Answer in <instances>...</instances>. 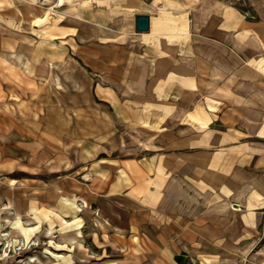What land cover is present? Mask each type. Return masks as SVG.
<instances>
[{"label": "rangeland", "instance_id": "374dc122", "mask_svg": "<svg viewBox=\"0 0 264 264\" xmlns=\"http://www.w3.org/2000/svg\"><path fill=\"white\" fill-rule=\"evenodd\" d=\"M198 2L200 18L255 36L240 78L261 100L264 0H0V264H264V220L251 246L204 248L214 257L139 231L143 134L126 100L145 88L122 82L113 48H139L137 16L167 30ZM224 83L204 93L226 97Z\"/></svg>", "mask_w": 264, "mask_h": 264}, {"label": "crops", "instance_id": "0c3cea01", "mask_svg": "<svg viewBox=\"0 0 264 264\" xmlns=\"http://www.w3.org/2000/svg\"><path fill=\"white\" fill-rule=\"evenodd\" d=\"M207 4L198 2L181 18L168 16L167 30L153 31L144 14L149 30L134 29L139 48L112 50L124 58L122 82L145 88L126 100L138 105L143 134L139 231L214 257L219 252L204 248L251 246L264 220V93L257 100L254 86L240 78L246 60L259 54L250 50L255 36L226 28L216 13L200 18L197 8ZM109 49L102 54L110 56ZM230 79L226 97L204 93L205 87L223 91ZM194 102L206 104L199 119Z\"/></svg>", "mask_w": 264, "mask_h": 264}, {"label": "water", "instance_id": "95a60500", "mask_svg": "<svg viewBox=\"0 0 264 264\" xmlns=\"http://www.w3.org/2000/svg\"><path fill=\"white\" fill-rule=\"evenodd\" d=\"M135 29L137 32H146L149 30V18L139 15L135 18Z\"/></svg>", "mask_w": 264, "mask_h": 264}, {"label": "bare ground", "instance_id": "6f19581e", "mask_svg": "<svg viewBox=\"0 0 264 264\" xmlns=\"http://www.w3.org/2000/svg\"><path fill=\"white\" fill-rule=\"evenodd\" d=\"M73 2V1H72ZM79 230H80V228L79 229H77V231L79 232Z\"/></svg>", "mask_w": 264, "mask_h": 264}]
</instances>
